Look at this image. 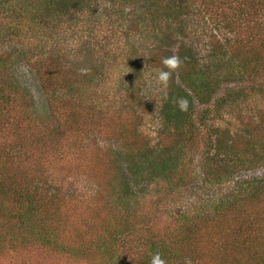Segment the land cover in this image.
<instances>
[{
    "label": "trees",
    "instance_id": "obj_1",
    "mask_svg": "<svg viewBox=\"0 0 264 264\" xmlns=\"http://www.w3.org/2000/svg\"><path fill=\"white\" fill-rule=\"evenodd\" d=\"M21 1L0 0V41L15 44L10 51L0 53V100L3 103H9L4 92L11 86L13 80H10L8 74L7 79L4 80L5 74L2 72L12 70L11 66L16 54L17 57L25 56L40 72L43 67L41 62L46 54L49 59L52 57L61 61L64 58L68 62L70 56L78 51V58L84 56L89 60L94 58L91 68L84 66L78 71L85 77V75L102 74L100 70L105 73L110 64L116 63L111 59L115 58L116 53L121 49L119 54H127V57L123 58L129 65L127 71L134 81H136L135 77L140 81L151 79L142 74H135L140 73L143 66L153 61L151 60L153 55L149 57L151 54L157 53L154 54L156 59L160 57L158 52L167 53L168 58L176 57L180 61L176 69L164 70L170 71L167 88L171 89L167 92L162 91L161 102L156 105L157 110H155L159 137L162 134L166 139L168 136L169 140L160 142L159 145L152 144L153 142H138L135 138L118 141L120 144L118 149L125 148L134 152L133 155L118 153L119 160H115L121 163L120 166L129 177L123 175L124 188L119 196L122 207L127 205L124 210L129 217L119 218L114 226L115 228L120 226L121 230L117 234L112 233L110 241L115 243L121 241L123 244L129 239L137 241L142 244L138 246L142 251L141 255L132 258L122 251L115 252L104 239L96 245L98 254L88 251L87 255L85 251L75 253L74 258L80 264H149L151 256L159 252L166 259L167 264H184L185 258L190 259L193 255H185V252L176 253L171 248L187 245L189 241L195 240L194 236L200 228H205L208 223L217 222L218 217L233 214L238 216L240 222L238 236L240 241L244 242V245L246 243L249 245L240 250V245L232 244L234 250H231L233 252L229 257L239 253L242 254V259L246 258L245 264H264V177L257 179L242 175L244 171L256 169L264 163V141L260 144L254 140L251 131L256 129V126L254 121L248 120L251 115L248 117L241 115L247 107L239 113L237 124L233 129L216 125L209 108L199 109L213 101L218 92L216 88H221L225 84H232L229 87L230 92L219 96L216 106L229 101L233 104H238L240 101L241 104L245 103L248 91L241 88L238 83L247 79L254 81L258 78L262 79L264 58L246 52L244 50L246 45L239 37L235 40L213 39L210 41L207 56L201 58L197 56L199 55L197 49L194 53L193 44L188 45L185 41L177 42L170 32L175 25L183 27L187 20L197 16L201 10L196 9L202 8L210 12L219 9L220 6L217 5L216 8L215 3L209 0H121L122 8L119 10L114 8V5L120 0H101L102 4L99 0H35L34 6L29 0L28 3L27 0L26 3ZM257 1L260 5H251L253 19L260 18L264 12V2ZM224 2H226L222 3L224 10L228 12L223 11V15L219 14V19H215L214 23L223 28H230L235 23L240 26L236 16L242 17L245 13L235 9L234 3L230 5V0ZM232 9L236 10V15ZM10 10L13 11L11 16L5 17V14L9 13L6 11ZM87 10L101 15L106 23L108 19L109 26L105 27L107 24L101 26L98 21L96 22V18H91L92 23L89 24L91 30L87 32L89 40L85 44L78 45L76 41H67L65 32L69 29L76 33L85 31L80 30L81 27L78 26L80 19L76 18V15L81 12L86 13ZM1 17L7 18L8 22H4ZM233 17L234 20L231 19ZM21 19L25 22L24 27ZM256 31L260 36V28L256 27ZM100 32L104 36L100 35ZM164 34L170 42L167 43L162 39ZM98 37L99 40L96 39ZM24 38L29 41L30 38H34L31 42L34 47H29L26 54L16 51L19 43L24 42ZM106 40L112 42L108 50L103 49ZM141 41L145 43L144 46H141ZM72 44L77 50L72 48ZM174 44L178 45L177 49L173 48ZM262 45L264 46V43ZM46 46L49 47V51L42 54ZM141 49H148L147 53L143 54L147 57L138 58ZM106 52L108 53L106 57L101 55ZM143 69L150 72L152 70L151 67ZM177 75L178 81L172 80L173 76ZM236 86L238 88H235ZM259 87L258 90L262 91L261 84ZM237 90L242 92L238 93ZM139 97L137 95V99ZM181 100L187 101L186 110L181 109L179 104ZM198 110L199 115H197ZM7 115L9 116H4L1 122L8 121L18 129L31 122V119L26 117L28 113L25 115L17 109H9ZM26 130L25 127L24 133ZM14 136L19 135L14 133ZM242 138L246 141L245 145L249 146L244 147L243 150L240 149ZM141 143V147L145 148L143 153L137 152V146ZM200 144L203 145L202 151L198 150ZM130 158V161H137L130 165L127 162ZM186 164H193L194 167L191 172L184 175L180 173L178 167ZM0 174L4 177L0 181V222H12L16 219L22 223L25 232L30 236L29 239L36 246L45 247L55 254L69 251L60 246V239L65 230L58 222L62 220L61 215L64 212L61 204L66 194L60 191L59 185L55 184L54 187L46 173L44 176H37L33 169L26 168L20 163H2ZM28 177L34 184H27L25 179ZM196 180L211 186L217 194L203 201L193 212L185 210L173 215L162 236L153 233L148 221L137 217V208L136 213L132 210V203L136 202L139 206L142 201L147 203V200L154 201L156 197L166 198L176 191L179 185L182 186L187 181L193 184L192 182ZM163 181L167 182L166 186L161 184ZM142 185L146 188H143V191L139 188ZM5 202L10 206L4 207ZM248 207L261 210L249 215ZM136 226L138 227L136 232L140 235L138 237L132 235V229ZM231 235L230 232L229 236ZM244 235L247 236L243 237ZM232 240L230 239V242ZM256 250L262 251V256L257 254ZM224 263L222 258V264Z\"/></svg>",
    "mask_w": 264,
    "mask_h": 264
},
{
    "label": "rangeland",
    "instance_id": "obj_2",
    "mask_svg": "<svg viewBox=\"0 0 264 264\" xmlns=\"http://www.w3.org/2000/svg\"><path fill=\"white\" fill-rule=\"evenodd\" d=\"M209 1H213L215 7L219 5L220 8L210 12L202 8L196 9L201 10L197 16L187 20L183 27L175 25V28L170 31L175 40L188 42V45L193 44L194 53L197 49L196 52L199 54L197 56L204 58L208 54L210 41L213 39L235 40L239 37L246 45L244 48L246 52L264 58L262 45L264 43V12L260 18L253 19L251 8V5H260L258 1L230 0V5L234 3L235 9L245 13L242 17L236 16L240 26L235 23L236 27L232 25L230 28H223L221 25L218 27L214 23L219 14L223 15V11L228 12L223 6L226 2L224 0ZM21 2L26 3V0ZM29 2L33 6L36 5L35 0L33 2L29 0ZM99 2L102 4L101 0ZM262 2L264 0H261ZM114 8L121 10V0L114 5ZM6 12L9 13H6L5 17H10L13 11ZM85 12L76 15V18L80 19L78 24L81 27L80 30L85 31L76 33L69 29L65 32L67 41H76L78 45L85 44L89 40L87 32L90 29L89 24L92 23L91 18H96V22L98 21L101 26L106 24L105 27L109 26L108 19L106 23L101 15L89 10ZM234 13L236 15V10ZM5 17L1 19L7 23L8 19ZM234 18L231 19L234 20ZM20 21L24 27L25 22L22 19ZM94 26L93 24L92 27ZM256 27L261 30L260 36L257 35ZM100 35L104 36L101 32ZM166 37L167 35L164 34L162 39L167 43L170 42V39L167 41ZM32 39L34 38H30L29 41L24 38V42L19 43L16 51L26 54L29 47H34L31 43ZM96 39L99 40L100 37ZM101 40L105 39L101 38ZM144 45L145 43L141 41V46ZM14 46L15 44L0 41V53L10 51ZM110 46L112 42L107 41L103 44V49L108 50ZM177 47V44L173 45L174 49ZM72 48L77 50L74 44ZM141 50L138 58L148 51V49ZM47 51L49 47L46 46L42 54ZM120 51L121 49L116 53V57L111 59L116 63L110 64L105 73L102 70L99 71L103 75L82 76L78 71L84 66L91 68L94 58L91 60L85 59V56L78 58V51L70 56L68 62L64 58L61 61L52 57L49 59L46 54L41 62L43 67L40 72L36 65L29 62L24 55V57H17L16 54L15 59L13 58L12 70L2 72L5 74L4 80L7 79L8 74L10 80L15 83L12 81L11 86L4 92L9 103H3L0 100V165L4 162L20 163L26 168L33 169L37 176H44L46 173L54 187L55 184L59 185L60 191L66 194L61 204L64 213L61 215L62 220L58 222L65 230L60 239V246L69 251L57 254L49 252L45 247L36 246L29 239L30 236L25 232L21 222L16 219L12 222L3 221L0 222V264H80L74 258V254L85 251L87 255L88 251L98 254L96 245L104 239L115 252L122 251L123 254L132 258L141 255L142 251L138 246L142 244L137 241L129 239L124 241V244L121 241L119 243L110 241L111 234H117L121 230L120 226L116 228L114 226L119 218L129 217L124 210L127 205L122 207L120 204L122 201L119 199L121 190L124 188L123 175L127 176V172L120 166L121 163L115 160H119L117 155L121 152L134 154L129 149H118L119 140L127 141L128 138H135L138 142H153L152 144L158 143L157 145L169 140L168 136L166 139V136L162 134L159 137L158 118L155 111L156 105L158 106L161 102L162 91L167 92L171 89L163 87L156 79L159 71L168 69L162 60L168 58L169 54L157 50L160 57L154 59L157 53L149 55V57L153 55L151 59L153 61L143 68L151 67V72L142 68L140 73L135 74H142L152 80L140 81L135 77L136 81H134L127 71L129 65L123 58L127 57V54H119ZM107 54V52L101 53L104 57ZM142 64L145 65V63ZM174 79L178 81L179 76H173L172 80ZM255 80L257 82L254 79H247L238 83L241 88L248 91L245 103L241 104L240 101L238 104H233L229 101L216 106L219 96L230 92L229 87L232 84H225L221 88H216L218 92L213 101L199 109L209 108L216 125L233 129L237 124L239 113L247 107L241 115L243 117L251 115L248 120L254 121L256 126L251 134L254 140L261 144L264 141V74L262 79ZM260 84L262 91L258 90ZM237 92L242 91L237 90ZM137 95L140 96L139 99ZM9 109H17L20 113L29 114L26 117L31 119V122L26 124L25 133V127L18 129L8 121L1 122L4 116H9L7 115ZM199 114L198 110L197 115ZM156 130L157 133H155ZM14 133L19 136H14ZM35 139L36 142H34ZM142 143L139 146L136 145L137 152L143 153L145 150L141 147ZM245 144L246 141L242 138L241 150L249 147ZM198 150H203L202 144L199 145ZM130 160L131 158L127 160L130 165L137 161ZM193 167V164L180 165L178 170L186 175ZM242 175L248 178L257 177V179L264 177V163L256 169L244 171ZM29 177L25 179L27 184H34ZM3 179L4 177L0 174V181ZM192 183L187 181L182 186L179 185L177 190L166 198L156 197L154 201L147 200V203L142 201L139 206L136 202L132 203V210L136 213L137 208V217L148 221L153 233L162 236L173 215L185 210L193 212L203 201L217 194L211 186H206L201 181L196 180ZM161 184L166 186L167 182L163 181ZM139 188L142 191L143 188L146 189L143 185ZM60 195H62L61 192ZM3 206L8 207L10 204L5 202ZM259 210L261 209L248 207L247 213L251 215ZM216 220L217 222L208 223L205 228H200L194 236L195 240L189 241L182 247L171 249L176 253L185 252L184 254L188 256L192 254L193 256L189 259L193 262L192 264H222V258L224 264H245L246 258L242 259V254L236 253L229 257L233 252L231 250H234V244L240 245V250L249 245V243L244 245L245 243L238 237L240 234L238 216L230 214L218 217ZM137 230V226L132 229L134 237L140 236ZM245 236L247 235L243 237ZM230 239L237 241L230 242ZM261 252L256 250L257 254L261 255Z\"/></svg>",
    "mask_w": 264,
    "mask_h": 264
},
{
    "label": "clouds",
    "instance_id": "obj_3",
    "mask_svg": "<svg viewBox=\"0 0 264 264\" xmlns=\"http://www.w3.org/2000/svg\"><path fill=\"white\" fill-rule=\"evenodd\" d=\"M162 63L168 69L172 70V69H176L179 66L180 61L178 58L173 57V58L163 59ZM82 71H84V70H82ZM169 76H170V71L161 70L157 73L156 79L163 87L166 88ZM179 104H180V107L182 110L187 109V101L186 100L179 101ZM149 264H167V261L164 257H162V255L159 252H157L151 256ZM184 264H191V261L188 258H185Z\"/></svg>",
    "mask_w": 264,
    "mask_h": 264
}]
</instances>
